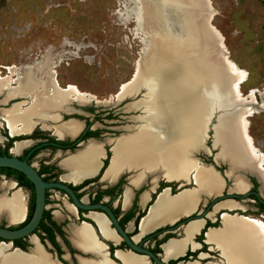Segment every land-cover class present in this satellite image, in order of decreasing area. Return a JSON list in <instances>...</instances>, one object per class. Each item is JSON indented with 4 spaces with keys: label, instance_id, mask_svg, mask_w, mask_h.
I'll return each mask as SVG.
<instances>
[{
    "label": "flooded vegetation",
    "instance_id": "obj_1",
    "mask_svg": "<svg viewBox=\"0 0 264 264\" xmlns=\"http://www.w3.org/2000/svg\"><path fill=\"white\" fill-rule=\"evenodd\" d=\"M30 65L31 64H23L18 68L25 66L29 67ZM8 67L12 69V72L9 71ZM8 67L0 66L2 70L6 69V73L1 76L2 78L8 76L13 77L15 70L18 69L13 68L12 66ZM47 69L48 67L45 68V70ZM2 70H0V73ZM14 79L15 77L12 78L11 82H8V90L15 87V83L13 81ZM6 93V85H4L0 89V155L15 156L21 160H24L33 167V169L43 181H61L67 184L80 203L99 202L105 204L111 209L114 216L117 218L118 223L123 228H126V233L128 236H133L135 241L142 240L141 246H145L153 253H160L161 256L166 259V264H205L208 262L224 264L222 261L224 259L220 255V250L218 249L216 242L207 238V232L210 229H216L222 226V216L224 214L222 212H238L243 215L245 213L249 216L258 213V211H262L264 213V201L254 188L255 183L262 184L258 177L257 170H248L247 168L239 167L238 170H232L229 161H217L215 159V155L219 151L216 146L211 144V146H213L216 151H210L208 153L207 151L201 149L207 147V149L210 150L212 147H208L207 145L203 146L202 143L200 147L196 148L201 151L198 153V155L202 157H196L204 164H212L214 166V170L217 171L221 179L209 165H203L204 167L210 169L213 174H215V176L218 178V184L212 192H209L208 190L201 191L199 195H197L198 197L195 198L191 209L185 211L188 212L192 210L190 212L191 217L198 215L201 216V220H193L198 222L196 229L189 236L185 235L184 227L193 221H190L185 225L181 222L183 217L178 218L172 224L168 225L167 223H171L170 221H173V219L178 215H185L183 214L185 212H179L173 214V216L169 219L164 218L162 221H159L153 225L149 224L147 229L142 231L140 225L141 221L149 214L152 207L149 208L150 211L148 210L146 215L143 217L141 216L145 213L147 206L152 202L157 192L164 188L158 193L156 198H158L159 194L166 189L168 190L167 192L169 195L175 193L181 188L187 187L186 184H188V182H190L192 186H188L187 188L194 186V183H192V179L190 177H188L189 181L185 180V183L180 185L179 183L181 181L164 179V177L159 174L160 171L157 166H154L155 168H147L146 170H150L152 172L154 171L166 182L158 181L154 187V190L150 192V199L144 204L143 207H140L138 204V198L140 195L141 202L146 200V191L143 193L141 192L150 188V177L147 175L145 181L141 179L139 183V180L144 173V160L142 159L145 154L144 140L139 136L137 137L136 144L132 145L130 143H126V146L122 145L119 150L120 157L123 159H136V162H122L120 167H118L116 170L117 172H110L108 170L112 163V149L117 139L123 135H130L141 123L144 106L142 103L139 104V102L142 98L135 102L137 103V106H131L128 108V106L131 104L124 105L121 103V106L119 107L116 104L115 106L106 108L108 110L100 114L97 113L99 110H97L96 106H94V101L97 103H106L109 101V97L107 98L108 100L102 99L98 101L94 96L85 93L87 95L85 97V101L79 102L76 99L69 101L67 107L58 112V120L56 119V121H52L46 119V115H35L34 118L36 120L30 123V126L28 125L23 129L21 128L18 131L11 132L6 124L5 111L14 104H10L12 101H28V99L22 97L21 95H12L5 99ZM113 98H116V95L113 96ZM126 109L135 112V114H127ZM149 110L150 114L154 118L159 119V115H157L158 112L155 110V108L149 105ZM119 112H123L125 114L119 115ZM100 115L105 117V119H98L97 117ZM129 115L134 116L135 120L133 121L137 123H124L118 126L106 127V129L109 130L114 129V132H109V134L112 136L107 137L104 134L105 132L99 129L102 125L98 123V120L107 123H115L117 121H121L116 119L117 117H120L123 118L124 121H129ZM71 121L78 123V128L73 135H69L67 133L63 135H57L54 133L53 127L51 128L47 126L67 124ZM36 128L38 129L36 130ZM46 129L50 130L51 133H44V130ZM118 130L122 132H118ZM89 143H94L100 149V153L96 160V167L92 172L88 173L89 169H87V164L84 161H78L74 164V167L64 163L67 158L80 153ZM15 149H17V151H15ZM193 150L194 149L190 147L188 149V155H192ZM107 151L109 152V155H107ZM147 153L149 155L151 154L150 151ZM160 153L166 157L171 156V153L169 151L167 153L165 149H155V147L152 148V155H158ZM212 155L216 162H225L227 168L223 169L218 167L217 163L212 159ZM43 157H46V160L42 159ZM34 158H37L36 161H33ZM209 158L211 159V162L209 161ZM104 162H106L105 165H103ZM100 163L101 167L99 168ZM97 170L98 173L96 174ZM239 173H242V175L244 174V177L249 182V186L246 190H244V192H239L244 189V186H241L238 189L234 187V181L236 178H240L241 183L243 184V177L242 175H239ZM101 174L102 177L100 178ZM129 178L131 179L130 181ZM81 179L84 180L79 182ZM102 181H105L104 185L98 184ZM89 186L93 187L90 188ZM165 186L167 187L165 188ZM14 194H18L21 199L24 217L21 221L17 223L13 222L12 224L8 220L5 213H0V226L16 228L22 225L23 222H26L29 219L34 203L33 186L23 174L13 169L0 171V197L5 199L11 198ZM57 194H61V196ZM223 195H226L231 200H227L228 198H219ZM117 198L119 199L116 200ZM48 203L52 204V209L46 210V205ZM223 203H226V205H222ZM91 214L98 215L101 218L102 223H97ZM258 216L264 217V214L262 215L258 213ZM139 218L140 221L138 223L137 230V222ZM106 222L107 221L104 215L100 211L80 209L71 202L68 195L62 190L57 188H45L42 216L39 223L32 232L33 235H27L12 240L13 247H17L21 250H24L25 252H20L17 249L11 251V249L8 248L7 253H12L17 250L20 253L32 255L31 252L37 245L41 252L45 256L49 257L54 262V264H77V257L75 255L82 254L81 251H84L85 253H91V251H93V241H96L97 239L105 243V248L109 257H112V259L116 260L113 256V251L115 249L128 250V248L122 240L112 236L113 231L107 227ZM128 222L130 223L128 224ZM43 224L48 227V231L43 228ZM218 225L219 227H216ZM170 226L173 228H170ZM208 226L212 227H209L205 231ZM70 228L72 229V232ZM81 228L83 231H86L85 235L89 236V242H87L84 237H80V235L76 233L77 231L82 230ZM34 237L42 247L35 241ZM170 240L179 243L181 245L180 250L173 256H165V249L163 246ZM185 243H187V245L184 253L181 255L186 257L185 259H182L185 262L178 263L177 257L175 258V256L181 252ZM0 244L9 245L6 243ZM32 244L33 247H31ZM117 252L121 251L116 250V255ZM65 253H67L70 257L71 263L63 257ZM122 253L128 254L129 252ZM138 257H140L142 260L145 259L144 256ZM209 258H213L214 261L209 260ZM201 259L202 262L199 261ZM98 262L101 264L100 261Z\"/></svg>",
    "mask_w": 264,
    "mask_h": 264
},
{
    "label": "bare ground",
    "instance_id": "obj_2",
    "mask_svg": "<svg viewBox=\"0 0 264 264\" xmlns=\"http://www.w3.org/2000/svg\"><path fill=\"white\" fill-rule=\"evenodd\" d=\"M191 1L193 2V0H126V3H124L126 5L128 3L133 4L136 17L139 22L142 23L145 21L143 16L151 15L152 13L156 14L160 8L169 9L171 4L176 3H187L190 7ZM150 17L153 16L151 15ZM170 21L171 20H169L168 23H170ZM145 27L146 32L144 33V37L149 38V46L152 53L150 56L144 58V60H142L143 57H139L140 60H137V64L134 66L132 79L127 83H122L118 88L121 91L116 95V99H119L128 93H135L140 86L145 88V94L139 102V104L142 103L144 106L141 123L130 135H123L117 139L112 149V163L108 170L110 172L116 171L124 161L136 162V159H123L122 157H118V154H120L119 150L122 145L126 143L132 145L136 144L137 137L139 136L144 140L145 145V154L143 159L141 158L144 160V172L147 168L157 166L160 171L159 174L167 180H187L190 176L195 188H192L191 191L190 189L182 190L172 196L169 195L167 189L161 192L152 204L149 214L141 221L140 225L142 231H145L149 224L153 225L162 221L164 218H171L175 213L185 212L191 209L194 202L193 196L195 194L193 189H198V186L201 187L209 183H213L214 186H217L218 178L208 168L206 169L211 172L208 174L206 173V176L202 180L201 177L204 175L201 172V166H203V164L200 165L192 155H188L184 158L176 155L175 143L173 140L175 136H179L182 141L185 139L191 141L194 130L199 126L205 128L204 135L209 118L216 110H227L228 113H218L215 116V120L210 128L212 133L211 144L213 145L212 127L214 125L218 131L216 139L225 140L231 148V150L227 151L221 150L216 154V159L229 161L232 170H238V167L247 168L249 170L253 167L257 170L260 181L264 183V155L252 144L253 142L248 132V122L246 120V117L250 116L252 113L247 103H254L253 93L249 92L245 97L241 96L237 87V82L244 79L242 71L236 69L230 62L226 61V66L223 70L225 72L224 83L227 90L225 89L223 92L218 85V80L213 78V81L207 84V80L203 79V76H201L202 69H204L203 67L208 63L206 55L203 57L202 47H193L191 50L192 58L189 60L183 55V48L188 47L193 39L179 42V40L174 39V37L168 34V31L171 30L170 24L168 26H163L158 34L162 52L165 53L166 50L171 51L173 45H178V49H180L178 53L179 62L183 63L185 61L183 64L173 65L169 62L168 58L156 54V44L153 42L155 31L147 25H145ZM142 54L143 51L140 52V56H142ZM44 63H46V59L42 58L36 64H31L29 67H20L15 70L13 76L15 79L13 81L17 85L13 87L12 91L7 96L21 95L22 97H31L32 100L29 104L16 102L5 111L6 124L11 132L18 131L21 128L23 129L28 125L30 126V123L36 120L34 118L35 115H46V119L56 121L58 112L67 107L69 101L72 99H76L79 102L85 101L87 95L80 92L74 85L69 84L64 88L58 85L56 86L52 81L54 77L52 68L47 71L45 80H43L44 71L42 67ZM53 66L52 64V67ZM8 68L9 71L12 72V69L10 67ZM180 72L184 75L182 80H179L178 77ZM158 80L159 88L152 105L158 112L157 115H159V119H156L150 114L148 100L151 99L149 96L150 91L154 90L153 84ZM162 80L169 82L171 90L169 91L170 95L166 93L163 94L164 105L158 104L157 106L155 102L158 93L160 94V90L162 89ZM9 81H12L10 76L5 78L0 76V89L4 85H6V89L7 87L9 88V85H7ZM34 84L41 85L44 92L41 93V90H32L31 85ZM246 98H248V100H246ZM136 104L137 103L134 102L129 105L128 108L137 106ZM162 119L166 121L163 125L161 124ZM52 127L54 133L57 135H63L65 133L73 135L75 129L78 128V123L71 121L62 126L55 125ZM169 136L172 140L167 141ZM202 143L198 146L200 147ZM154 147L155 149H165L167 153L169 151L171 156L166 157L162 153L152 155V148ZM194 150H196V148ZM15 151H17V149H15ZM148 151H150V155L147 153ZM99 153V147L94 143H89L80 153L67 158L64 163L74 167V164L78 161H84L87 164V169H89L88 173H90L96 167V160ZM183 191L187 192L190 196L188 203H186L182 197V194L185 193ZM222 205H225V203ZM0 213H5L12 224L13 222L17 223L21 221L24 217V211L19 195L14 194L11 198L6 199L0 197ZM91 216L97 223H102L98 215L91 214ZM197 225L198 222L193 221L187 224V228L192 232L196 229ZM76 233L80 235V237H84L87 242L90 241L89 236L85 235V230L83 231L82 229ZM207 237H214L220 242V255L225 259L226 264H232L235 258H243V264H249L250 261L252 264H264V223L258 218L243 214L240 216L223 214L222 226L216 229H210L207 232ZM180 246L179 243L173 240L168 241L163 246L165 249V256L177 254L180 250ZM8 248L9 245L0 244V264H54L49 257L41 252L37 245L32 250V255H26L17 250L12 253H7ZM233 248H238L240 250L237 255L231 251ZM123 255L121 257L124 264H147L145 259L142 260L136 255L129 253ZM107 261L110 262L109 260ZM107 261L101 264H108ZM87 264L94 263L89 261ZM205 264L217 263L208 262Z\"/></svg>",
    "mask_w": 264,
    "mask_h": 264
},
{
    "label": "rangeland",
    "instance_id": "obj_3",
    "mask_svg": "<svg viewBox=\"0 0 264 264\" xmlns=\"http://www.w3.org/2000/svg\"><path fill=\"white\" fill-rule=\"evenodd\" d=\"M124 2L126 3V0H0V66L18 68L23 64H36L39 59L45 58L46 63L42 67L44 71L43 80H45L47 71L52 68L58 86L64 88L65 85H74L80 92L90 94L99 101L113 97L119 86L131 77L134 66L137 64L136 61L139 60L140 52L145 45V25L155 31L153 42L156 44V54L168 58L173 65L183 64L185 61L179 62L178 53L180 49H178V45H173L171 51L162 52L158 34L163 26L170 24L171 30L168 31V34L179 42L193 39L189 46L182 50L185 58H188L187 60L192 58L191 50L193 47H202L197 45L192 33V26L189 25L187 18L175 17L176 11L178 13L186 12L189 6L187 3L171 4L169 9L160 8L156 14H151L153 17H150L151 15L143 16L145 21L141 23L136 17L133 4L128 3L126 5ZM206 2V13H210L209 24L221 38L222 56L236 69L242 71L244 75V79L237 82L241 96L245 97L249 92L253 93L254 103H247L252 111L251 115L246 117L248 132L252 144L264 155V93L261 92L264 87V0H206ZM158 18L162 20L161 25H158ZM169 20H171L170 23H168ZM201 49H203L204 57V48ZM51 63L54 65L53 67ZM46 67H48L47 70H45ZM203 68L201 76L207 80V84L211 83L213 78L218 80L216 75L219 73L208 79V73L211 71L213 73L209 63H206ZM216 69L217 65L215 66ZM0 70L2 69L0 68ZM4 73H6V69L2 70L0 76ZM178 77L179 80H182L184 75L180 72ZM10 78L12 80L13 77ZM162 82V89L155 102L157 106L158 104L164 105V93L170 95L169 82L164 80ZM15 85L17 84L15 83ZM153 88L154 90L149 93L151 99L148 100V104L151 106L158 92L159 80L153 84ZM12 89H6L8 93L5 94V99L8 98L7 95ZM31 89L44 92L41 85H31ZM222 90L224 92V89ZM139 92L136 97L141 96ZM24 98L28 101L20 102L29 104L32 100L31 97ZM132 99L134 98L128 97L124 101L129 102ZM121 103L117 106H121ZM96 109L99 110L96 111L100 114L108 110L99 107ZM126 113L135 114L129 109H126ZM118 114L124 115L125 113L119 112ZM132 115L128 116L129 121H124L120 117H114L121 120L115 123L98 120V123L102 125L99 129L105 132L107 137L112 136L109 132H114V129L109 130L106 127L124 123L136 124L137 122L133 121L135 117ZM97 118L105 119L101 115ZM165 123V119H162L161 124ZM47 126L52 128L53 125ZM204 129L202 126L195 129L191 141L189 139L182 141L179 136H175L173 140L176 155L184 158L189 154V147L192 146L193 149L199 147L198 145L203 142L205 135H203ZM212 129L213 145L219 150L217 154L221 150H231L225 140L216 139L218 131L214 125ZM118 132L122 131L118 130ZM44 133H51V131L46 129ZM210 133L211 131L208 129L203 146H210ZM169 140H172L170 136L167 141ZM211 147L210 150L207 147L201 150L208 153L210 151L215 152L214 147ZM194 151L195 156L202 157L198 155L201 152L199 149ZM107 155H109L108 151ZM118 157H120L119 154ZM36 159L34 158L33 161ZM42 159L46 160V157ZM216 163L220 168H227L225 162ZM250 169L254 168L251 167ZM201 172L204 175L201 177L203 180L206 173L211 171L201 166ZM149 173L151 174V172ZM98 184L104 185L105 181ZM186 186L192 185L188 182ZM241 186L243 184L240 178H236L234 187L238 189ZM198 187V189H193L195 191L194 200L201 191L212 192L216 188L213 183ZM254 188L264 201V183H255ZM57 195L61 196V194ZM182 197L186 203L189 202L190 196L187 192L183 193ZM51 205L48 203L46 210L52 209ZM258 213L264 214L262 211H258ZM258 213L250 217L258 218L264 223V217L258 216ZM244 215L247 214L244 213ZM192 232L187 226L184 227L185 235L189 236ZM207 238L214 240L220 250L218 240L214 237ZM146 245L148 246L147 243ZM231 251L237 255L240 250L233 248ZM209 260L214 261L213 258H209ZM199 261L202 262V259ZM233 263L243 264V258H235ZM224 264H226L225 261ZM249 264L252 262L250 261Z\"/></svg>",
    "mask_w": 264,
    "mask_h": 264
},
{
    "label": "water",
    "instance_id": "obj_4",
    "mask_svg": "<svg viewBox=\"0 0 264 264\" xmlns=\"http://www.w3.org/2000/svg\"><path fill=\"white\" fill-rule=\"evenodd\" d=\"M190 3H191L190 9L188 6L186 12L185 13L180 12L181 14L176 11L175 17L178 18L180 16H183V17L187 18L189 25L192 26L191 29H192V33L194 35V39L196 40L197 45H200L204 48V52H205V55L207 57V62L210 64L211 70H213V73H212V71L210 73H208V79L211 76L216 75V73H219L218 75H216L217 76L216 78L218 79V85L221 89L227 90L225 83H224L225 82V78H224L225 72L223 70L226 66V59H224V57L222 56L221 38L217 34V32L212 28V26L209 24L210 13H208V14L206 13L207 2H206V0H193V2L191 1ZM157 21H158V24L161 25L162 20H160L158 18ZM144 40H145V45H144V48L142 50L143 54H142V56H140V58L143 57L142 60H144V58H146L147 56H150L152 53L150 46H149L150 45L149 44V42H150L149 38L147 37ZM216 65H217V69L215 70ZM133 74H134V72L132 73L129 80H127L124 83L129 82L132 79ZM52 81L57 86L54 77H53ZM140 90H143V91H140ZM120 91L121 90L118 89L113 94V96L117 95V93H119ZM145 91H146L145 88L143 86H140V87H138V89L136 90L135 93H132V92L128 93L127 95L120 97L119 99L110 97L109 101H107L106 103H97L94 101V106L99 107L100 109H105V108H108L110 106H115L116 104L121 103L122 101H124L125 98H128V97H131V98L133 97L134 99H132L129 102L125 101L122 103L124 105L132 104L134 102L139 101V99L143 98ZM138 92H139V95H141V96L136 97V94ZM261 92L264 93V87H263ZM20 101L21 100L12 101L10 104L20 102ZM218 111H220V110H218ZM218 111L217 110L214 111L213 114L211 115V117L209 118L208 126H207L206 131H205V137L203 139V145H204V141L206 140L207 130L208 129L210 130V128L213 124V121L215 120V116L218 113H228L227 110H221L220 112H218ZM211 135H212V133H210V137H211ZM210 146H211V142H210ZM194 153H195V151L192 152V157L194 159H196V161L199 164L209 165L214 170V166L212 164L202 163L194 155ZM213 155H212V159L214 160ZM100 161H101V159H100ZM100 167H101V163H100L99 168ZM99 168H98V170H99ZM7 169H13V170L23 174L30 181V183L33 186V190H34V203H33V208H32V212H31L29 219L26 222H23L22 225H20L16 228H8L7 226H0V243L9 244V248L11 249V251L14 249H17L20 252H25L24 250H21L17 247H13L12 246V240L17 239V238H21V237H24L27 235L28 236L33 235L32 232H33L34 228L37 226V224L39 223L40 218L42 216V211L44 208V189L45 188H57L59 190H62L65 194H67L69 199L71 200V202L76 207H78L80 209H84V210H89V211H95V210L100 211L104 215V217L107 221L106 222L107 227L113 231L112 236L113 237L115 236V238L122 240L124 242V244L127 246L129 251H131L132 253L144 256L146 259V262L148 264H152V263L153 264H166V262H165L166 259H164L160 253H156V254L153 253L150 249L146 248L145 246H141L142 240L135 241L133 239V236H131V237L128 236V234L126 233V228L125 227L123 228L118 223L117 218L114 216L111 209L108 206H106L105 204L99 203V202L98 203H80L78 201V199L75 197L71 188L69 186H67V184H65L61 181H43L40 178V176L36 173V171L33 169V167L31 165H29L28 163H26L24 160H21L15 156L0 155V171L7 170ZM98 170H97L96 174L98 173ZM214 171L217 173L216 170H214ZM239 175H242V173H239ZM242 176H243L242 181L244 183L243 186L246 187V185L248 184V180L244 177V174ZM101 177H102V174L100 175V178ZM220 179H221V177H220ZM82 180H84V179H81L79 182H81ZM184 183L185 182H180L179 184L182 185ZM192 183H193V181H192ZM192 188H195V186H193ZM192 188L183 187L179 191L172 193L170 195L172 196V195H174V194H176L182 190L192 189ZM162 189H164V188H162ZM162 189L160 191H162ZM159 192H157L156 196L158 195ZM156 196L154 197L152 202L149 204V206L155 202ZM219 198H226L227 199L228 197L226 195H223V196H220ZM227 200H231V199L228 198ZM190 212H191V210L189 212L185 213V215H183V216L178 215L176 218L173 219V221L171 223H168V225L172 224L175 220H177L178 218H181V217H183V220L181 222L184 223L185 225L190 221L201 219L200 215L195 216V217H191ZM222 213L230 215V216H232V215L240 216L241 215V213H238V212L229 213V212L223 211ZM219 222H220V219H219ZM129 223L130 222H128V224ZM209 227H212V226H208L205 229V231ZM216 227H219V225ZM170 228H173V227L170 226ZM169 238H167V239H169ZM142 239H144V238H142ZM35 241L40 245V243L37 241L36 238H35ZM31 247H33V244ZM180 256L181 255H176L175 258L176 257L178 258ZM222 261L224 262V260H222ZM182 262H185V261L184 260H178V263H182ZM213 263H217V262H213Z\"/></svg>",
    "mask_w": 264,
    "mask_h": 264
},
{
    "label": "crops",
    "instance_id": "obj_5",
    "mask_svg": "<svg viewBox=\"0 0 264 264\" xmlns=\"http://www.w3.org/2000/svg\"><path fill=\"white\" fill-rule=\"evenodd\" d=\"M149 172H151V174L153 173V175H151ZM149 173V174H148ZM155 172L153 171H150V170H146L144 173H143V175H142V177L140 178V180H139V183H140V181H141V179L143 180V181H145V179H146V176L147 175H151L150 176V181H149V183H150V188H148V189H145V190H143L141 193H143L144 191H146V194H147V198H146V200L144 201V202H141V200H140V195H139V198H138V204L140 205V207H143L144 206V204L150 199V192H152L153 190H154V187L156 186V184H157V182L158 181H162V182H166L165 180H163V178L162 177H160V175H158V174H154ZM219 176V175H218ZM243 177V176H242ZM232 179V178H231ZM131 179L129 178V181H130ZM153 182H154V184H153ZM187 182V181H186ZM131 183V182H130ZM244 184V183H243ZM248 186H249V182H248V184L246 185V187H244V189L242 190V191H239V192H244V190H246L247 188H248ZM167 186H165V188H166ZM192 188V187H191ZM129 191H130V189H129ZM131 192V191H130ZM129 198V197H128ZM200 199V198H199ZM198 202V201H197ZM196 202V203H197ZM196 205V204H195ZM152 205H148L147 206V208H146V210H145V215L147 214V210H149V208L151 207ZM194 208H195V206H194ZM192 211V210H191ZM144 214L141 216V217H143L144 216ZM140 217V218H141ZM140 218L138 219V222H137V230H138V223H139V221H140ZM199 220H201V219H199ZM168 224V223H167ZM167 224H164V225H167ZM164 225H162V226H164ZM130 228H131V224H130ZM70 230H71V232H72V229L70 228ZM199 230V229H198ZM198 232V231H197ZM141 235H143V234H141ZM140 235V236H141ZM139 236V237H140ZM138 237V238H139ZM137 238V239H138ZM114 241V240H113ZM188 243V242H187ZM187 243H185V245H184V248L181 250V252L178 254V255H182L183 253H184V250H185V248H186V245H187ZM92 247H93V251H91V253H85L84 251H81L82 252V254H77V255H75L76 257H77V264H87V262H89V261H91V262H93L94 264H99V262L98 261H100V263H102V262H105V261H107V260H109L112 264H124V261L122 260V255L123 254H126V253H122V252H129V253H132L131 251H129V250H125V249H115L114 251H113V256H114V258L116 259V260H114V259H112V258H110L109 257V255H108V253H107V250H106V248H105V243H103L102 241H100V240H97L96 239V241L94 240L93 241V245H92ZM116 250H119V251H121L120 253L119 252H117V255H116V253H115V251ZM134 255H138V256H142V255H139V254H135V253H133ZM118 256V257H117ZM124 256V255H123ZM63 257L68 261V262H70V257L68 256V254L67 253H65L64 255H63ZM121 259V260H120ZM145 262H146V259H145ZM71 263V262H70ZM107 263L108 264H111V263H109L108 261H107ZM147 263V262H146ZM148 264V263H147Z\"/></svg>",
    "mask_w": 264,
    "mask_h": 264
},
{
    "label": "trees",
    "instance_id": "obj_6",
    "mask_svg": "<svg viewBox=\"0 0 264 264\" xmlns=\"http://www.w3.org/2000/svg\"><path fill=\"white\" fill-rule=\"evenodd\" d=\"M105 163H106V162H104L103 165H105ZM42 226H43V228H44L45 230L48 231V227H47L45 224H43ZM111 258H112V257H111ZM185 258H186L185 256H180V257L177 258V260H182V259H185Z\"/></svg>",
    "mask_w": 264,
    "mask_h": 264
}]
</instances>
